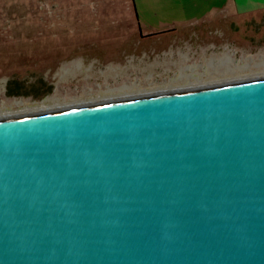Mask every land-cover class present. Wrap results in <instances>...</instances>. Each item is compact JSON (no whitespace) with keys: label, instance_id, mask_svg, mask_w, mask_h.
Listing matches in <instances>:
<instances>
[{"label":"water","instance_id":"obj_1","mask_svg":"<svg viewBox=\"0 0 264 264\" xmlns=\"http://www.w3.org/2000/svg\"><path fill=\"white\" fill-rule=\"evenodd\" d=\"M0 264H264V76L0 118Z\"/></svg>","mask_w":264,"mask_h":264},{"label":"rangeland","instance_id":"obj_2","mask_svg":"<svg viewBox=\"0 0 264 264\" xmlns=\"http://www.w3.org/2000/svg\"><path fill=\"white\" fill-rule=\"evenodd\" d=\"M263 72L264 6L0 0V113Z\"/></svg>","mask_w":264,"mask_h":264},{"label":"bare ground","instance_id":"obj_3","mask_svg":"<svg viewBox=\"0 0 264 264\" xmlns=\"http://www.w3.org/2000/svg\"><path fill=\"white\" fill-rule=\"evenodd\" d=\"M256 76H264V72L262 74H257V75H242L241 77H231V78H225V79H218L216 80V82L214 81H211V82H208V81H195V82H192V83H188V84H185V85H180V86H176V87H168V88H164V89H160V90H153V91H148V92H139V93H136V94H133V95H139V94H144V93H151V92H159V91H172V90H176V89H181V88H184V87H189V86H199V85H207V84H212V83H217V82H221V81H225V80H230V79H239V78H251V77H256ZM203 82V83H202ZM132 95V96H133ZM125 96H130V95H119V96H115L113 98L110 97H106V98H100V99H89V100H86V101H83V102H73L72 104H66V105H59V104H53V105H49V106H43L41 105V107H35V108H25V109H22V110H16V111H5V112H1L0 113V118H5V117H12V116H17V115H21V114H25V112L27 113H33V112H41L42 110H55V109H59V108H69V107H74V106H79V105H82V104H91V103H97V102H100V101H107V100H115V99H120V97H125ZM29 111V112H28Z\"/></svg>","mask_w":264,"mask_h":264},{"label":"crops","instance_id":"obj_4","mask_svg":"<svg viewBox=\"0 0 264 264\" xmlns=\"http://www.w3.org/2000/svg\"><path fill=\"white\" fill-rule=\"evenodd\" d=\"M218 2L221 7H224L232 15L253 11L256 8L264 6V0H218ZM166 24L168 28L174 30L171 26L176 23L168 22Z\"/></svg>","mask_w":264,"mask_h":264}]
</instances>
